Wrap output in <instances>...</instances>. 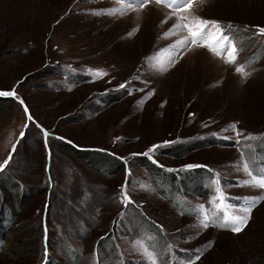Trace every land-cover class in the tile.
Segmentation results:
<instances>
[{"label": "rangeland", "instance_id": "obj_1", "mask_svg": "<svg viewBox=\"0 0 264 264\" xmlns=\"http://www.w3.org/2000/svg\"><path fill=\"white\" fill-rule=\"evenodd\" d=\"M190 3L0 0V90L16 93L0 97V163L16 145L0 173V264H149L145 247L156 264H185L195 249L197 264H264V199L239 234L197 214L220 203L217 174L229 197H264L239 183L244 162L264 173V0ZM201 18L222 25L236 62L171 49L187 35L174 26ZM166 141L158 164L133 155Z\"/></svg>", "mask_w": 264, "mask_h": 264}, {"label": "snow or ice", "instance_id": "obj_2", "mask_svg": "<svg viewBox=\"0 0 264 264\" xmlns=\"http://www.w3.org/2000/svg\"><path fill=\"white\" fill-rule=\"evenodd\" d=\"M128 3L129 7H144L149 3V0H125ZM158 4H166L169 8H174L178 12L187 11L192 7L190 0H156ZM186 19V18H184ZM231 27V26H229ZM187 29V35L182 39L177 40L172 46L171 49L182 50L185 47L191 46H200L207 48L210 52L216 54L217 56H221L226 53L225 59L226 62L231 64L236 62L238 47L232 45V39L229 37L226 32L223 30L222 25L217 21H209L206 19H197L194 24L182 23L176 24L174 26V31H182ZM258 35L264 36V27H258L257 31ZM169 33H164V36H168ZM237 73L245 72V66H240L236 68ZM247 75V73H245ZM95 76H103L105 73L96 71L92 73ZM119 89H127V83H121L119 85ZM140 90V89H136ZM131 94V92L129 93ZM16 95L15 90H0V97H14ZM147 95H152V93H148ZM21 104H24L23 100H20ZM24 111L26 113V118L28 121H33V117L29 113V109L25 106ZM194 115V114H189ZM28 124L24 125L25 130L28 128ZM37 127H40L37 124ZM232 128H236V124L233 123ZM43 135L45 137V146L48 147L47 140L50 136V133L47 130L41 129ZM236 135L239 137L242 133L237 132ZM25 136V131H21L20 138L22 139ZM57 139H62L60 137H56ZM228 138V137H226ZM254 139V137H251ZM19 141H17L18 143ZM171 142H164L163 145H152L150 146L144 153L133 154V155H143L148 159L152 160L153 163H157L153 159L154 154L157 152L159 148L162 146H166ZM237 143H241L240 140H237ZM16 145H13L12 152L9 153L8 157L0 163V173H3L7 167L10 165L13 160V154L15 152ZM243 155V153H242ZM123 159V158H121ZM163 167L162 165H160ZM186 168L198 167L193 165H187ZM243 168L247 172L250 177L249 180L240 181L242 184H252L256 185L260 188H264V173L256 174L252 170H250L249 164L247 162L243 163ZM171 171V169H169ZM130 175V169L126 173L125 184L121 186L120 194H121V202L125 207L133 204L134 201L131 199L128 191V176ZM215 184V199L219 200L220 203H215V200L212 203L215 204V212L211 215L207 212L200 214V226L203 228H208L209 226L215 225L220 227L221 229H228L234 234H239L245 230V228L249 225V221L252 218L253 209L260 203L261 199L264 197H243V198H233L229 197L225 194L224 188L222 186L221 179L219 174H217L216 179L214 180ZM234 199L240 200L239 204L232 203ZM205 208V205H199V209ZM219 214V215H218ZM123 215V213L121 214ZM162 228V226H160ZM45 234L47 235V227L45 225ZM101 239H104L103 237ZM211 247V243L208 245ZM171 248V245H170ZM144 251L148 254L149 264H156L155 259L152 258V253L149 248L145 247ZM181 251H189L181 249ZM203 255L202 249H195L194 253L190 255L186 260L185 264H197V262L201 259ZM45 257H47V248H45Z\"/></svg>", "mask_w": 264, "mask_h": 264}, {"label": "trees", "instance_id": "obj_3", "mask_svg": "<svg viewBox=\"0 0 264 264\" xmlns=\"http://www.w3.org/2000/svg\"><path fill=\"white\" fill-rule=\"evenodd\" d=\"M66 145H68V146H69L70 144H69V143H66ZM9 220H10V218H9Z\"/></svg>", "mask_w": 264, "mask_h": 264}, {"label": "bare ground", "instance_id": "obj_4", "mask_svg": "<svg viewBox=\"0 0 264 264\" xmlns=\"http://www.w3.org/2000/svg\"><path fill=\"white\" fill-rule=\"evenodd\" d=\"M202 50V49H201ZM203 51V50H202ZM205 53V51H203ZM198 53V52H197ZM201 56V55H200ZM216 61V60H215Z\"/></svg>", "mask_w": 264, "mask_h": 264}, {"label": "water", "instance_id": "obj_5", "mask_svg": "<svg viewBox=\"0 0 264 264\" xmlns=\"http://www.w3.org/2000/svg\"><path fill=\"white\" fill-rule=\"evenodd\" d=\"M104 238V237H103Z\"/></svg>", "mask_w": 264, "mask_h": 264}]
</instances>
